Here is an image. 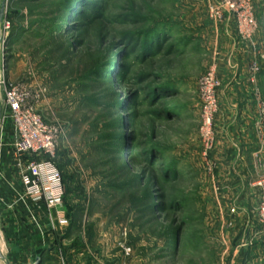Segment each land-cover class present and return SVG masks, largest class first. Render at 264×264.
<instances>
[{
  "label": "rangeland",
  "instance_id": "obj_1",
  "mask_svg": "<svg viewBox=\"0 0 264 264\" xmlns=\"http://www.w3.org/2000/svg\"><path fill=\"white\" fill-rule=\"evenodd\" d=\"M217 1L0 0L1 79L45 89L38 111L59 132L65 260L239 264L251 243L264 258L260 195L256 203L248 196L264 175V0H252L251 40L230 13L211 17ZM145 40L161 48L144 56ZM211 66L220 87L206 155L198 83ZM247 96L256 145L227 154L220 133L235 129ZM236 153L243 167L222 162Z\"/></svg>",
  "mask_w": 264,
  "mask_h": 264
},
{
  "label": "built area",
  "instance_id": "obj_2",
  "mask_svg": "<svg viewBox=\"0 0 264 264\" xmlns=\"http://www.w3.org/2000/svg\"><path fill=\"white\" fill-rule=\"evenodd\" d=\"M209 13L218 21H222L225 15L230 13L235 19L238 34L244 40H251L256 31L257 19L252 0H218L216 4L211 5ZM252 71V80L255 82L256 76L261 72L257 61L253 63ZM0 85L16 131L14 152L18 158L25 159V162L19 163L23 195L34 203H44L49 209L56 210L59 224L67 227L70 222L64 208L65 187L62 173L55 161L59 132L56 127L47 124L38 111L46 90L7 81L6 78L0 80ZM219 87L217 68L211 66L198 83L199 96L203 103L202 137L206 155L215 143L213 125L218 106ZM258 127L264 141L263 107ZM262 153H264V144L258 151L260 156ZM251 185L260 195L257 211L264 233V175L257 177Z\"/></svg>",
  "mask_w": 264,
  "mask_h": 264
},
{
  "label": "crops",
  "instance_id": "obj_3",
  "mask_svg": "<svg viewBox=\"0 0 264 264\" xmlns=\"http://www.w3.org/2000/svg\"><path fill=\"white\" fill-rule=\"evenodd\" d=\"M5 61V58L0 59L3 77L7 70ZM249 96L241 100L242 113L235 117V129L230 134L220 133L218 146L227 154H231L230 148L236 152L240 148L246 153L256 145L252 129L256 115ZM15 139L16 131L0 85V264H76L63 256L68 250L67 227L59 224L56 210L49 209L44 203H34L23 195L19 163L25 159L16 156ZM237 157L238 153L221 160L227 165L237 162L243 167L244 163L237 161ZM251 187L248 196L256 203L257 190ZM251 245L248 255L247 251L239 255L238 263L264 264V258L257 257V245Z\"/></svg>",
  "mask_w": 264,
  "mask_h": 264
},
{
  "label": "trees",
  "instance_id": "obj_4",
  "mask_svg": "<svg viewBox=\"0 0 264 264\" xmlns=\"http://www.w3.org/2000/svg\"><path fill=\"white\" fill-rule=\"evenodd\" d=\"M71 3V2H70ZM69 3V4H70ZM73 3V2H72ZM74 4V3H73ZM70 6H73L72 4H70ZM83 16L85 11L84 12H81ZM151 44H153V47H151ZM155 44V45H154ZM161 45L160 44H156V43H149L147 40H145L144 42H142L141 44V51H142V54L144 56H149V55H152L154 51L160 49ZM99 71V70H98ZM94 74L96 73L95 71L93 72ZM97 75L98 76H103V72L102 71H99L97 72ZM167 91V90H166ZM59 167V166H58ZM60 169V168H59ZM62 173V172H61ZM165 174V173H164ZM65 186V184H64ZM177 234H174V236L172 237L173 238V242L172 243H176L177 242V239H179V236H176Z\"/></svg>",
  "mask_w": 264,
  "mask_h": 264
},
{
  "label": "water",
  "instance_id": "obj_5",
  "mask_svg": "<svg viewBox=\"0 0 264 264\" xmlns=\"http://www.w3.org/2000/svg\"><path fill=\"white\" fill-rule=\"evenodd\" d=\"M5 6V5H4ZM3 6V8L0 10V21L3 20L4 15H5V7Z\"/></svg>",
  "mask_w": 264,
  "mask_h": 264
}]
</instances>
